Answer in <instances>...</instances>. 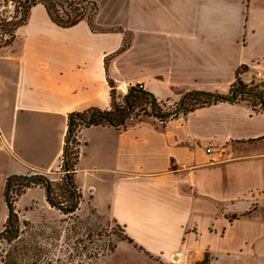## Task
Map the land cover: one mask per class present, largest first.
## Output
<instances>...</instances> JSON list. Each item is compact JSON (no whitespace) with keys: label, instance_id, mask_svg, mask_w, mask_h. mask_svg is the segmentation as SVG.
<instances>
[{"label":"crops","instance_id":"1","mask_svg":"<svg viewBox=\"0 0 264 264\" xmlns=\"http://www.w3.org/2000/svg\"><path fill=\"white\" fill-rule=\"evenodd\" d=\"M127 2L130 47L108 65L123 33L61 29L41 6L0 50L3 195L9 177L59 172L68 116L109 110V81L139 83L172 106L194 92L226 97L237 78L264 71V0ZM74 140L79 208L143 250L119 242L105 259L121 250L145 264H264V113L236 99L166 119L131 115L118 129L83 126ZM35 192L45 203L42 188H29L16 208Z\"/></svg>","mask_w":264,"mask_h":264},{"label":"rangeland","instance_id":"2","mask_svg":"<svg viewBox=\"0 0 264 264\" xmlns=\"http://www.w3.org/2000/svg\"><path fill=\"white\" fill-rule=\"evenodd\" d=\"M89 1L93 2L97 7V15L92 21L93 30H116L119 33H123L121 48L124 47L123 51L128 49L131 42L132 7L130 3L127 0ZM112 58H114V55L105 58V65H108ZM130 59L131 53L129 51L128 55L120 62V65L130 64ZM252 86L257 87L259 91L264 93L263 84L253 81ZM131 87L129 86V88ZM120 89H124V85ZM113 95L116 102L120 104L126 97L127 92L124 96H121L120 92L114 88ZM177 107L178 103L172 106L164 103L159 105L155 113L159 115L171 113ZM131 114L141 118H154V116H151L150 106L143 100L135 101ZM76 153L77 149L73 144L70 146L68 158L71 166L75 164ZM65 175L66 173L62 169L61 163L59 172L49 176V178L44 177L51 185L52 193L50 197L52 201L58 204L63 209L62 211L52 208L46 200L45 203L40 204V194L36 192L31 194L35 200H32L23 209L21 206L31 197L23 198L20 200L19 208L17 209L14 203L26 190L14 183L9 194L13 202L10 228L6 224V220L4 223L1 222L2 218L7 214V209L4 203V195L0 193V233L4 232L9 236L0 239V260L7 255L8 251L13 250L15 245L20 246L21 242H24L28 249L36 247V253H39L41 260L46 262L50 259L52 261L51 264H101L105 257L114 252L117 243L120 242L119 239L123 236L122 229L109 221V219L96 215L92 209H88L86 206L79 208L80 194L76 192L79 196L76 210L72 213L67 212L64 214L63 211H69L73 206L70 192L64 183ZM37 183L31 185L30 188L40 187L44 190L43 185ZM14 230L17 231V237L11 240L10 237L13 235ZM9 241H11L10 244ZM111 246L115 247L111 252H106L105 248ZM102 264L145 263L134 256L126 257L119 250L113 258L105 259ZM203 264L207 263L204 262ZM218 264H222V262Z\"/></svg>","mask_w":264,"mask_h":264},{"label":"trees","instance_id":"3","mask_svg":"<svg viewBox=\"0 0 264 264\" xmlns=\"http://www.w3.org/2000/svg\"><path fill=\"white\" fill-rule=\"evenodd\" d=\"M41 6L49 20L52 24L61 29H69L75 27L81 22H85L91 31L92 21L97 15L96 5L89 0H0V50L9 47L13 44L16 38L17 30L25 25L29 19L31 10L36 7ZM124 47L120 48L116 54L121 53ZM112 56V55H111ZM245 69L242 68L238 73H244ZM109 86L111 88L110 97L111 104L110 109L107 111H100L96 109H90L82 114H77V117H73L68 120V127L66 133V149L62 156V169L66 172L64 183L70 192L71 199L73 200V206L69 211H63L65 213H72L77 208V203L79 196L76 193L75 187L72 183V178L68 173L73 168L74 164L71 166L69 164V151L70 146L75 145L74 136L80 127L86 126L84 122L90 120L91 126H110L113 128L124 127L126 120L132 115L131 112L134 108L135 101H145L148 103L151 109V116L166 119L171 113L159 115L155 113L159 105L154 101L151 104L150 99L147 97L146 92L140 93L143 90L138 88H133V91L128 95L127 99L122 103H117L113 95V86L109 81ZM256 88V89H254ZM233 90H236L237 101L243 102L254 108V110L264 113V93L259 91L257 87L252 85H244L240 79H236L231 87L229 95L226 97L214 95V98L204 97L207 93H189L182 97V109L181 112L188 113L196 108L206 107L219 102H225V99L230 97ZM260 93H259V92ZM144 92V91H143ZM213 95V94H210ZM77 158V153L75 161ZM40 183L44 187L45 200L52 207L59 211H62L58 204L54 203L51 199V185L42 176H30V177H9L5 184L4 192V203L11 211L9 221L6 220L7 225H11V217L13 213V202L9 196L11 192V187L15 183L23 188V190L29 189L31 185ZM37 183V184H38ZM120 242H126L132 245L139 251H143L141 248L136 247L133 242L123 235ZM11 241H9V244ZM15 245L13 250L8 251L7 255L1 258L0 264H51V260L48 259L46 262L42 261L39 253H36V247L28 249L24 242ZM115 246L105 248L106 252H111ZM96 259V258H95Z\"/></svg>","mask_w":264,"mask_h":264},{"label":"water","instance_id":"4","mask_svg":"<svg viewBox=\"0 0 264 264\" xmlns=\"http://www.w3.org/2000/svg\"><path fill=\"white\" fill-rule=\"evenodd\" d=\"M132 91H133V88L128 89L127 95H126V97L124 98V100L127 99V96H128ZM140 93H145V91H144V92L142 91V92H140ZM146 94H147V97L150 99L151 104H153L154 101H155L154 98H153V96H152L151 94L147 93V92H146ZM235 95H236V90H233V91L231 92V94H230V97L227 98V99H225V102H227V103H233V102L236 100V96H235ZM203 96H204V97H208V98H214V95H210V94H204ZM181 109H182V99L179 101L177 109H176L175 111H173L170 115L173 116V115L178 114L179 112H181ZM73 117H77V114H75V113L70 114V115L68 116V120H70V119L73 118ZM84 125H86V126H87V125H90V120L84 122ZM66 145H67V143H65V147H64V150H63V151H65V149H66ZM6 209H7L6 220L9 221V217H10V213H11V211H10V209H9L8 207H6ZM16 237H17V231L14 230V231H13V235L10 237V239H11V240H14V239H16ZM1 238H5V233H3V232L0 233V239H1Z\"/></svg>","mask_w":264,"mask_h":264},{"label":"built area","instance_id":"5","mask_svg":"<svg viewBox=\"0 0 264 264\" xmlns=\"http://www.w3.org/2000/svg\"><path fill=\"white\" fill-rule=\"evenodd\" d=\"M253 81L264 85V71L256 70L253 73L252 79H249L243 83H244V85H252ZM131 86H132L131 88L141 89V85L139 83H136L135 85H131ZM127 88H129V86L128 87L124 86V89H120V88L118 89V92H120L121 96H124L126 94V92H128ZM206 152L210 153V150L208 149Z\"/></svg>","mask_w":264,"mask_h":264},{"label":"flooded vegetation","instance_id":"6","mask_svg":"<svg viewBox=\"0 0 264 264\" xmlns=\"http://www.w3.org/2000/svg\"><path fill=\"white\" fill-rule=\"evenodd\" d=\"M8 227L10 228L11 226L10 225H8ZM4 233V232H3ZM13 234V233H12ZM5 237H9L6 233H5Z\"/></svg>","mask_w":264,"mask_h":264}]
</instances>
